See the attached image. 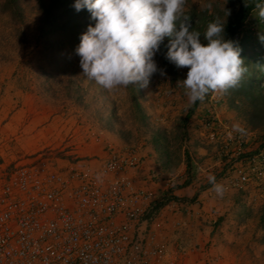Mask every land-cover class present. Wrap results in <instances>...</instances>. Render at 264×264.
Here are the masks:
<instances>
[{"label":"rangeland","instance_id":"rangeland-1","mask_svg":"<svg viewBox=\"0 0 264 264\" xmlns=\"http://www.w3.org/2000/svg\"><path fill=\"white\" fill-rule=\"evenodd\" d=\"M8 1L0 0V160L44 154L65 162L102 155L108 147H130L142 157L144 172L159 175L150 186L156 195L171 192L181 199L165 204L155 225L170 250L182 248L169 264H264V117L259 121V114L253 115L244 90L210 92L193 107L177 85L188 69L164 64L157 54L154 59L166 75L154 74L147 88L130 85L110 92L83 75L76 54L80 37L95 26L91 17L60 8L52 21L57 26L49 31L38 0H13L16 6ZM236 1L186 0L185 14L225 23ZM258 17L256 8L246 23L253 38L264 35V22L251 23ZM245 33L240 37L247 78L259 73L247 56L258 53L264 59V42L255 44ZM237 124L243 133L233 130ZM240 173L247 174V182L239 183ZM210 176L223 185V195L213 190ZM204 207L211 215L208 240L190 244L192 236L186 234ZM177 213L184 217L181 223ZM178 233L181 238H173Z\"/></svg>","mask_w":264,"mask_h":264},{"label":"built area","instance_id":"built-area-1","mask_svg":"<svg viewBox=\"0 0 264 264\" xmlns=\"http://www.w3.org/2000/svg\"><path fill=\"white\" fill-rule=\"evenodd\" d=\"M153 179L130 147L65 162L1 159L0 264H169L182 248L155 228Z\"/></svg>","mask_w":264,"mask_h":264},{"label":"clouds","instance_id":"clouds-1","mask_svg":"<svg viewBox=\"0 0 264 264\" xmlns=\"http://www.w3.org/2000/svg\"><path fill=\"white\" fill-rule=\"evenodd\" d=\"M185 4L186 0H77L76 10L87 8L96 22L76 49L83 75L110 92L130 85L147 88L154 74L166 75L154 57L168 38L165 58L188 69L186 79L177 85L185 89L190 104L210 92L238 87L248 71L238 42L226 39L219 17L207 25L202 40L185 15ZM256 8L264 19V4L257 3ZM260 39L264 42V35ZM233 130L244 131L238 124ZM209 182L223 195V185L214 176Z\"/></svg>","mask_w":264,"mask_h":264},{"label":"trees","instance_id":"trees-1","mask_svg":"<svg viewBox=\"0 0 264 264\" xmlns=\"http://www.w3.org/2000/svg\"><path fill=\"white\" fill-rule=\"evenodd\" d=\"M8 2L11 4V6H16L13 0H10ZM76 2L77 0H47L46 3L44 4V0H38V4L41 8V11H43V16L41 19L43 27L44 26L48 27L49 31L50 30L52 31L53 29H55L57 25H53V24L55 23V19L58 16V14L55 11L61 8L64 10L65 13H68V12L70 13L71 10L76 9L74 6ZM236 2L238 4L236 9L230 15V19L224 23L225 37L226 39H232L238 42V46L242 50H244L245 45L243 44L244 42L241 41V37H240V34L242 33L244 29H246L245 34L249 33L247 37L249 39L251 38L252 40H254L253 43L255 44L261 43L260 37L253 38L251 36L252 35L251 30L248 31V27L246 28V23L249 21V17L252 11L256 9V4L257 3L264 4V0H237ZM80 13H84L85 15L91 17L92 19L91 13L89 12L87 8H83L82 10L78 11V14ZM185 15H187L190 18L192 28L196 31H199L200 33L205 32L207 25L210 22H213V19L212 20L207 19L201 14L194 15V13L190 12V13H186ZM72 16L74 18H77L75 15H72ZM194 16H196L197 18ZM52 21H53V24H52ZM258 21L264 22V19H261L260 17H258L256 20L257 23H255L254 21H251V23L252 25H256L258 24ZM43 29L44 28H42V30ZM168 44H169V40L168 38H165L164 42L161 45L160 51L157 53L158 56L164 62V64H168L167 63L168 60L165 58L166 53L168 51ZM247 58L252 60L254 66L258 67L259 73H255L254 71H252L249 77L243 78V80L241 81L238 87L244 90L245 95H246L245 100L249 103L250 106L254 107L253 115L259 114V121H260L261 114L264 117V92H263L262 86L260 85V82H261L260 78H262L261 75H264V71L260 72V68L264 66V59L258 53H254L253 56L249 55L247 56ZM198 103H199V100L193 104V107H196ZM255 153L257 152H254L253 154ZM253 154L250 153L247 156V159L250 160V162L254 158V156H252ZM241 156H243V154H241ZM189 170H190V161L188 158L186 159V172L188 174H189ZM187 184H189V178L186 179L183 187L186 186ZM180 200L181 199L179 197L172 195V193L169 192L167 195H165L164 197H160V199L156 201V204L154 205L153 209L155 211H159L165 204H168L169 202H172V201L179 202Z\"/></svg>","mask_w":264,"mask_h":264},{"label":"crops","instance_id":"crops-1","mask_svg":"<svg viewBox=\"0 0 264 264\" xmlns=\"http://www.w3.org/2000/svg\"><path fill=\"white\" fill-rule=\"evenodd\" d=\"M146 164H148L147 163V160H146ZM145 166V168H147V166L146 165H144ZM181 190H178V191H176V195H177V193H179ZM204 212H208L207 211V209L204 207L203 208V213H202V215H200V216H198V219L195 221V224L193 225V227H191L190 226V232H187L188 233V235L186 234V236L188 237V238H190L191 236V242H189L190 244H204L205 242V240H208V239H206L207 238V234L209 235V232H210V226L208 225L209 224V215H210V213H209V215L207 216ZM179 213V212H178ZM174 214V216L177 218V220H178V222H182V221H184V217L182 218V214L180 213V214ZM201 213V212H200ZM199 215V214H198ZM211 216V215H210ZM199 217H201V221L199 220L200 218ZM187 218H185V220H186ZM183 224H185L184 222L180 225V226H182ZM203 225V226H202ZM180 226H179V228H180ZM184 226V225H183ZM202 227H204V228H202ZM201 228L203 229L202 231H201ZM181 229L182 228H180V229H178L177 231L178 232H181ZM207 231H208V233H207ZM179 234L180 233H178L175 237H173V238H176V239H178V238H181V236H179ZM189 234H192V235H189ZM204 242V243H201V242Z\"/></svg>","mask_w":264,"mask_h":264}]
</instances>
